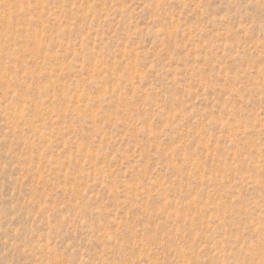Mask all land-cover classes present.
I'll list each match as a JSON object with an SVG mask.
<instances>
[{"label":"rangeland","instance_id":"1","mask_svg":"<svg viewBox=\"0 0 264 264\" xmlns=\"http://www.w3.org/2000/svg\"><path fill=\"white\" fill-rule=\"evenodd\" d=\"M0 264H264V0H0Z\"/></svg>","mask_w":264,"mask_h":264}]
</instances>
